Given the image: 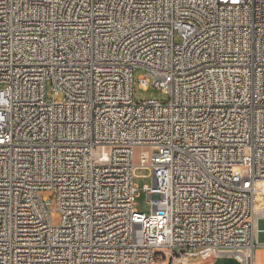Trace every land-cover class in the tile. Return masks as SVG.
Listing matches in <instances>:
<instances>
[{
  "label": "built area",
  "instance_id": "built-area-1",
  "mask_svg": "<svg viewBox=\"0 0 264 264\" xmlns=\"http://www.w3.org/2000/svg\"><path fill=\"white\" fill-rule=\"evenodd\" d=\"M261 183L264 0H0V264H254Z\"/></svg>",
  "mask_w": 264,
  "mask_h": 264
},
{
  "label": "rangeland",
  "instance_id": "rangeland-1",
  "mask_svg": "<svg viewBox=\"0 0 264 264\" xmlns=\"http://www.w3.org/2000/svg\"><path fill=\"white\" fill-rule=\"evenodd\" d=\"M134 95L135 99L137 101H144V100H149V99H157L160 101H165L166 100V94L162 92L160 88L157 87H149L147 89L140 88L138 86L135 87L134 90ZM46 98L48 100H53V101H61L62 100V95L61 94H55L52 90V85L49 82L46 86ZM142 149L137 148L135 150V163H139V156L141 153ZM150 172L145 169H138L136 171V177H135V183L139 188V194L136 198V207L137 209L144 213V214H150L151 213V205L148 202V197L145 192L144 186H152L153 184V179ZM264 183H261L260 185H263ZM259 185V186H260ZM42 196H46L49 198H53V193L49 190L42 191L41 193ZM257 208L262 210L261 208L264 207V185L263 188L258 192L257 194ZM264 211V209H263ZM53 213L52 219L55 224H58L60 222V214L58 212ZM260 219L258 221V228L260 230L259 237L260 240H264V212L260 211ZM231 257H224V258H219L221 261H228ZM201 259H198L196 257L190 258L189 259V264H201ZM217 259H207V260H202L203 264H211L213 261H216ZM254 262L255 264H264V246H258L255 248L254 252ZM221 263V262H220ZM224 263V262H223ZM173 264V263H170ZM240 264V263H239ZM251 264V263H250Z\"/></svg>",
  "mask_w": 264,
  "mask_h": 264
},
{
  "label": "crops",
  "instance_id": "crops-1",
  "mask_svg": "<svg viewBox=\"0 0 264 264\" xmlns=\"http://www.w3.org/2000/svg\"><path fill=\"white\" fill-rule=\"evenodd\" d=\"M200 261H201V264H203L202 260H200ZM211 264H239V262L235 258L231 257L226 262L225 261H221V259H217L216 261H213ZM254 264H255V262H254Z\"/></svg>",
  "mask_w": 264,
  "mask_h": 264
},
{
  "label": "bare ground",
  "instance_id": "bare-ground-1",
  "mask_svg": "<svg viewBox=\"0 0 264 264\" xmlns=\"http://www.w3.org/2000/svg\"><path fill=\"white\" fill-rule=\"evenodd\" d=\"M263 185H264V184H263ZM263 185L258 186V188H257V192H256V195H255V210L259 213V218L261 217V215H260V211L264 212V211H263L264 207L261 208L262 210L258 209V208H257V202H256V200H257V194H258V192L263 188ZM259 232H260V230H259Z\"/></svg>",
  "mask_w": 264,
  "mask_h": 264
}]
</instances>
